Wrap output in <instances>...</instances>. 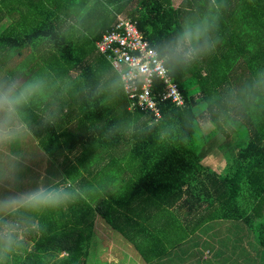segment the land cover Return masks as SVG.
I'll use <instances>...</instances> for the list:
<instances>
[{"label":"trees","instance_id":"1","mask_svg":"<svg viewBox=\"0 0 264 264\" xmlns=\"http://www.w3.org/2000/svg\"><path fill=\"white\" fill-rule=\"evenodd\" d=\"M109 1L118 4L119 13L138 21L153 47L170 39L188 19L219 17V29L214 33L219 37L217 48L190 68H169L185 103L161 102L158 117L150 110L130 109L124 86L127 103L113 95V82L103 78L107 70L100 63L84 64L85 53H73L72 30H63L61 22L71 7L82 8L85 1L0 0V69L18 72L22 62L9 55L16 50L22 56L27 50L28 54L39 51L40 45L43 50L48 48L44 53H50L48 66L40 65L50 75L48 89L26 109L27 119L34 138L52 160L61 163L65 177L79 180L82 188L91 190L67 210L61 209L63 222L48 225L36 247L24 249L13 264H88L94 228L91 218L96 212L90 200L96 198L97 212L131 240L135 232L143 231L129 214L135 204L157 196L179 199L185 193L183 206L189 204L190 214L206 204L207 214L201 213L198 223L234 221L242 229L254 231L259 246L264 247V0H184L178 7L173 0H136L134 5V0ZM24 7L30 9L31 19ZM110 28L104 25L92 35L94 48ZM50 45L53 47H46ZM65 64H70L68 75L71 70L79 72L67 84L75 83L77 94L82 91L69 97L73 102L80 100L76 126V110L71 107L63 113V121L47 123L56 112L48 110V104L44 106L48 90L60 89L64 95L69 89L59 83L65 77L61 70ZM37 68L29 76L44 77ZM159 83L155 81L158 87ZM203 118L213 125L208 132L201 125ZM198 128L202 139L197 141ZM214 150L224 154V172L204 163ZM69 153L75 154V161ZM127 153L132 161L121 158ZM102 157L109 161L97 172L99 187L85 186L82 169L96 166ZM163 251L142 255L151 262Z\"/></svg>","mask_w":264,"mask_h":264},{"label":"clouds","instance_id":"2","mask_svg":"<svg viewBox=\"0 0 264 264\" xmlns=\"http://www.w3.org/2000/svg\"><path fill=\"white\" fill-rule=\"evenodd\" d=\"M218 20H186L170 39L152 49L154 74L173 67L190 68L213 55L219 42L214 35L219 29ZM127 83L119 81L118 87ZM47 89L43 76L25 78L0 71V264H13L30 238L47 231L42 219L47 213L66 208L91 191L74 186L66 177H50L46 171L33 181L25 180L30 159L15 148L32 137L26 109ZM47 123L54 124L55 119L49 118ZM41 156L50 158L43 151Z\"/></svg>","mask_w":264,"mask_h":264},{"label":"crops","instance_id":"3","mask_svg":"<svg viewBox=\"0 0 264 264\" xmlns=\"http://www.w3.org/2000/svg\"><path fill=\"white\" fill-rule=\"evenodd\" d=\"M60 1L61 0H58V2ZM84 1H85V7H87L89 2L87 0ZM76 2L78 3V0H76ZM50 3L47 4L49 5ZM89 12L90 13L93 12L92 15L94 16V9L90 10ZM89 12L87 14H89ZM69 14L65 16L64 17L65 20L61 22L62 29L67 31L68 29H70L69 31H71L70 26H66L68 29H66L65 27V23L70 21ZM116 15H117L116 21L112 25L107 24L106 26L109 25L113 26L117 22L118 17L125 16V13L118 12L116 13ZM72 21H74V19H72ZM26 54H28V50L25 53H23V55L25 56ZM106 60L108 59L106 58ZM29 72L18 71L17 73L23 75L26 78V73ZM72 72L73 71H70L69 75H71ZM44 77L49 81L50 78L49 74L45 73ZM67 78L66 81H65V77L63 81H59L60 87L68 88L67 84L69 83L70 80H67ZM63 92H67V91H63ZM63 96L64 99L59 98V100L56 97L53 101L54 104H51L49 100L47 102H44V106L48 104L49 105L48 110L56 111L54 113L55 115L54 119L57 120H62L63 113H65L66 108L71 107V109L73 110L75 109L76 111L74 113L76 114L73 117V123L76 126L77 123L76 120L79 119L78 110L80 109L79 108L80 100L73 102V100L70 99L66 93H64ZM61 109H62V115L61 112H58ZM27 143H28L27 148L24 145H19L16 146L15 148L16 151L23 153L26 159H30L31 166L26 171L25 174L26 181L35 180L42 171H46L47 175L50 177H55V178H61V176L65 177L63 166L61 165V163L52 160V158L46 160L43 156H41V152L43 151L44 153H46V151L41 148L39 141L36 138H34L33 135L27 141ZM74 153L71 154L69 153L70 158L73 161H75V154H76ZM220 155L224 158L225 166H226V159L224 157V154L220 150L218 152L214 150L208 155L207 158L211 156L218 158L220 157ZM108 161H109V157L107 158L102 157L99 158L98 163H96V166H91L89 167V169L86 170L82 169L84 175L86 176V179L83 182V184H85V186L88 187H92V188L94 187L93 189L99 187L98 184L99 177L96 178V175L98 174L97 172L102 170L104 166L108 163ZM44 162H47L49 166L44 167ZM205 164L209 165L208 163ZM209 166L220 173L222 172L219 169L212 167L211 165ZM57 167H60L61 169L57 170ZM56 171H58L59 173H57ZM68 179L74 186L82 188L79 180L74 181L71 178ZM186 197L187 195L185 193L183 194V197L179 199H174V198L162 199L159 196H157V197H152L148 201H143V203L135 204V208L129 214L132 215L134 219L139 223L140 226L138 228H140V230L143 231L135 232L134 233L135 235H133L134 236L133 240L128 238V236H126L120 230L115 229L110 223L107 222L105 218H103L102 215H100L97 212L96 205L99 198H96L93 201L90 200L91 202L90 204L96 211L93 213L94 215L91 218L94 224V228L91 234L90 252L91 249H93L92 240L94 236H98L97 231L102 229L103 235L109 241V244L108 241H105V245L106 246L108 245V254L110 255L109 257L111 258V261L113 262L112 264H186V263L200 264V259L208 260L210 258H213L214 255H216L218 252V250H215V248L217 247L212 246V244L214 243L213 238L215 236V235L212 236V234L215 233V229L222 226H224L225 228L234 227V228L242 229L243 226L241 227L240 224H237L234 221H230V220H209V221H204L202 224L198 223L201 213H203L204 215L207 214L206 204H204L199 211L196 212L195 210L192 214H190V212H188L189 204H184L183 206ZM87 200L89 201V198H87ZM68 207L64 209L67 210ZM60 210L52 211L51 212L52 215L49 212L42 218L43 222L47 225V228L48 225L50 226V224L57 225L63 222V220L60 219L61 217ZM101 220H104V223H101ZM105 225L118 232V234L121 235L122 241L118 242L114 240L112 238L113 234L109 232V230ZM242 231L245 240L242 241L240 245L241 250L238 256H236L235 264H250L248 262V259L253 260L258 257H259L258 260H260L259 264H264V247L259 246L256 238V233L254 231H251L250 229L245 230L244 228L242 229ZM129 234L131 235L130 232ZM199 235L202 236L203 240L196 241V243H191L189 245V247L193 249L192 252L195 255H193V253L192 254L190 253L188 257L187 255L183 258L181 256L178 257L179 255L178 253H181L180 251L181 246L188 244L194 237ZM43 237L44 234L40 237L30 238L29 243L25 249L28 250L34 249L36 245L39 243L40 239ZM114 238H119V237H114ZM215 243L217 246H220V244L217 241H215ZM162 249H164L163 252L165 253H163L162 256L154 258L151 262H147L142 255L143 252L159 253L162 251ZM198 249L199 251L203 249L202 250L203 252L201 251L202 256L198 253ZM244 251L247 256V259L245 260L244 258H241L240 259L241 261L239 262V255H241V253Z\"/></svg>","mask_w":264,"mask_h":264},{"label":"rangeland","instance_id":"4","mask_svg":"<svg viewBox=\"0 0 264 264\" xmlns=\"http://www.w3.org/2000/svg\"><path fill=\"white\" fill-rule=\"evenodd\" d=\"M83 1L84 0H78V3L83 2ZM87 1L89 2L87 7H85V6L82 8H79L78 6L71 7L70 11H69L70 21L65 23V27L70 26V28L72 30V32H70V34H71L70 39L74 42V45H75L73 53L76 55H78V53H85L83 56V60H82L84 62V64H90V65L94 66V63H100V66L104 67V69L107 70V71H105V73H103V75H102L103 78L105 80L109 79L111 82H113V83H111V87H113L115 89L113 95L118 96V98L122 97L124 99V102L127 103V101L125 100V97L122 93V88L118 87V82L121 81V76L119 75L118 71L114 68V66L111 65L112 63L110 64V62H108L107 60H104L102 58L101 53L97 50V48H94L93 41L91 40L92 35L97 30L102 28L104 25L105 26L107 24L112 25L116 21V18H117L116 13H118L117 12L118 4H115L109 0H103L100 3H97L96 2L97 0H87ZM183 1L184 0H173V3L176 7H178V6H181L183 4ZM136 2L137 1L134 0L132 2V4L136 3ZM92 9H94V16L93 15L89 16V14H87V13ZM24 11H25L26 17L31 19V16L29 15L30 9L24 7ZM72 19H74V21H72ZM29 24H31V23H29ZM26 28H29V25H26ZM22 29H24V27ZM66 29H68V28L66 27ZM69 30L70 29H68V32H69ZM46 47H53V46L50 45V46H46ZM38 48H40L39 51L30 53V54H26V56L23 55L22 57L20 55H17L18 54L17 50L14 52V54H9V55L14 56L15 59H18L20 61L19 64L22 62L21 67H19V69L16 68L18 71L29 72V71L35 70L38 67L37 69L39 70L38 72L41 73L40 75L44 74L43 71L45 72L46 70L41 68L40 65L48 66V61H47L48 57H46V56L49 55L50 53L44 54L48 48L43 50V48H44L43 45H40ZM90 51L92 52V54L90 53ZM43 55H44L45 59H43ZM22 64H24V65H22ZM68 67H70V64H65L61 68V70L64 69L62 73L65 74V81H66V78L68 77V73H67ZM3 68H5V67H3ZM0 71H5V69H0ZM78 74H79L78 71H73L71 73V75H69L67 80L75 79L78 76ZM102 76H101V79H102ZM26 78H31V75L29 76V73H26ZM76 82L80 83V79H77ZM69 83H71V81H69ZM74 84L75 83H72L71 86L68 87L69 89L66 92L68 97H71L72 95L76 96V94H77L78 89H75L73 91ZM114 85H115V87H114ZM109 86L110 85H106L105 87L109 88ZM80 93H82V91H79L78 94H80ZM223 94H224V97H226L224 99L228 100L226 93L223 92ZM46 96L48 97L51 104H54L53 101L56 97L57 98H63L62 91H60V89L54 90L53 88L48 90ZM112 99L117 100V98H113V97H112ZM68 110H69V108H66L65 112H67ZM58 112H61V115H62V109L59 110ZM208 114H210V113L207 111L206 115H208ZM204 120L205 119L203 118L201 125H202L203 129L206 132H208L209 130H211L213 128V125H212V123H210L208 121H204ZM200 132H202L201 128H198V130L196 132L197 141L202 139V135ZM23 145L26 146V148L28 147V143H25ZM215 151L218 152L219 150H215ZM125 153L126 152H124L123 154H125ZM122 156L123 157H121V158L131 160L130 154H128V153H127V155H122ZM204 162L208 163L209 165H211L214 168L219 169L222 172H224L226 170L225 161L221 155L218 158L211 156V157L205 159ZM47 166H49V164L47 162H44V167H47ZM101 223H104V220H101ZM105 226L107 227L109 232L113 234L112 238L114 240H116L118 242L122 241L121 235L118 234V232H116L112 228L108 227L107 225H105ZM243 231L241 229L234 228V227L233 228H225L224 226H222V227L216 228L215 233L212 234V236L215 235L213 238L214 243L212 244V246H216L217 248H215V250H218V252L216 255H214L213 258H210L208 260L200 259V264H235L236 256H238V254L241 250V248H240V245L242 243L241 241L245 240L244 235H243ZM102 232H103L102 229L98 230L97 231L98 236H94V238L92 240L93 249H91V252L89 254L88 264H112L113 263L111 261V258L109 257L110 255L108 254V245L107 246L105 245V241H108V239L103 235ZM114 237H119L121 239L114 238ZM202 240H203L202 236L199 235V236L194 237L188 244L182 245L180 248L181 253H178L179 254L178 257L181 256L183 258L186 255L188 257V255L190 253L191 254L193 253L192 252L193 249L190 248L189 245L191 243H196V241H202ZM215 241H217L220 244V246H217ZM108 244H109V241H108ZM201 251H199V249H198V253L200 255L203 252V251L202 252ZM193 255H195V254L193 253ZM241 258H244L245 260L247 259L245 251L242 252L241 255H239V262L241 261L240 260ZM248 260H250L249 261L250 264L253 262L255 264L260 263V260H258V259L257 260L259 262L256 259H255V261H253L252 259H248Z\"/></svg>","mask_w":264,"mask_h":264},{"label":"built area","instance_id":"5","mask_svg":"<svg viewBox=\"0 0 264 264\" xmlns=\"http://www.w3.org/2000/svg\"><path fill=\"white\" fill-rule=\"evenodd\" d=\"M96 44L98 50L121 75L122 80L128 82L124 89L131 99L130 109L139 107L160 117L161 102L170 100L179 106L185 103L169 69L167 72L154 74V61L150 57L155 47L140 30L137 20L119 16L117 22L104 32ZM158 80L160 87L155 84Z\"/></svg>","mask_w":264,"mask_h":264}]
</instances>
